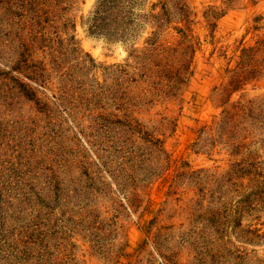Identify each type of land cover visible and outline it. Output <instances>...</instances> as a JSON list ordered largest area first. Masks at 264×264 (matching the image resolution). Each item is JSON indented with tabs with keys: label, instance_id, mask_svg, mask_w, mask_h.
<instances>
[{
	"label": "rangeland",
	"instance_id": "374dc122",
	"mask_svg": "<svg viewBox=\"0 0 264 264\" xmlns=\"http://www.w3.org/2000/svg\"><path fill=\"white\" fill-rule=\"evenodd\" d=\"M0 264H264V0H0Z\"/></svg>",
	"mask_w": 264,
	"mask_h": 264
}]
</instances>
